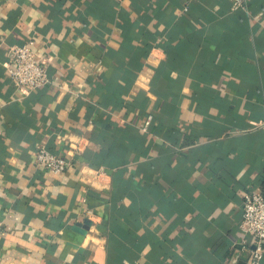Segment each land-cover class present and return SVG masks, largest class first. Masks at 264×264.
Returning <instances> with one entry per match:
<instances>
[{
  "label": "crops",
  "instance_id": "obj_1",
  "mask_svg": "<svg viewBox=\"0 0 264 264\" xmlns=\"http://www.w3.org/2000/svg\"><path fill=\"white\" fill-rule=\"evenodd\" d=\"M245 2L0 0V264H245L264 0ZM30 39L53 82L23 94L10 49ZM78 138L65 173L36 166Z\"/></svg>",
  "mask_w": 264,
  "mask_h": 264
},
{
  "label": "built area",
  "instance_id": "obj_2",
  "mask_svg": "<svg viewBox=\"0 0 264 264\" xmlns=\"http://www.w3.org/2000/svg\"><path fill=\"white\" fill-rule=\"evenodd\" d=\"M187 4L197 0H184ZM232 9H246L245 0H229ZM35 41L28 40L22 46H13L10 49L11 63L8 66L9 76L17 91L23 94L34 93L49 87L52 78L49 74V59L46 56H37L33 50ZM154 122V116H148L143 132H148ZM65 139V138H64ZM69 149L67 155L58 156L51 153L43 144L36 146V166H44L55 175L65 173L71 165L74 155L82 153L83 143L77 140L67 139ZM3 221L0 220V234L3 232ZM242 231V245L247 253L245 264H261L264 254V194L260 190H247L243 194L242 219L240 223Z\"/></svg>",
  "mask_w": 264,
  "mask_h": 264
}]
</instances>
